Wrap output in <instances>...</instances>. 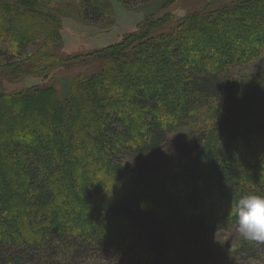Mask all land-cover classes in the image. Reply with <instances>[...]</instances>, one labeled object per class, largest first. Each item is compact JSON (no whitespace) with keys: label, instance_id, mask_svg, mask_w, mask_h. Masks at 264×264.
Returning <instances> with one entry per match:
<instances>
[{"label":"trees","instance_id":"trees-1","mask_svg":"<svg viewBox=\"0 0 264 264\" xmlns=\"http://www.w3.org/2000/svg\"><path fill=\"white\" fill-rule=\"evenodd\" d=\"M117 1L128 6L148 0ZM177 2L162 0L154 13L103 49L62 57L53 53L60 21L43 4L0 0V41L19 45L42 37L44 45L54 44L48 59L38 52L16 63L40 83L0 92V109L16 124L0 131V176L6 170L11 180L5 187L0 183V204L6 210L0 214V264H20L16 255L53 240L59 244L56 249L74 256L81 249H112L116 258L102 249L100 260L108 264H159L158 255L164 257L162 264H182L178 256L205 251L210 234L236 225L234 208L242 196L264 195V180L256 179L264 176V74L246 88L245 83L236 86L230 75L232 68L264 50V0L201 3L180 18L174 15L180 9ZM80 4L82 20L92 23L112 9L110 0ZM246 9L243 15L226 17ZM216 33L219 47L195 59L199 41L209 43ZM142 54L144 59L138 60ZM88 57L94 60L88 62ZM212 58L216 61L206 67L204 61ZM94 64V71L74 76L65 97L46 84L57 70ZM151 71L157 76L145 77ZM97 88L102 94L95 95ZM172 90L178 95H167ZM32 97L50 100L53 108L52 122L38 127L35 121L34 133L26 130L31 107L19 119L10 118L19 111L17 102ZM65 112L71 124L59 126L54 120L61 121ZM38 113L44 118L45 112ZM195 118H207L212 125L182 139L169 138ZM4 126L0 121V129ZM189 180L199 185L208 180L211 187L184 191L164 206L167 187L177 189ZM12 192L18 197L4 198ZM176 203L180 206L175 208ZM208 204L211 211L200 214ZM220 204L230 213L217 214ZM53 206L60 207L58 213H49ZM14 216L12 225L9 218ZM120 246L126 250L119 252ZM70 261L58 252L55 258L38 257L36 264Z\"/></svg>","mask_w":264,"mask_h":264},{"label":"rangeland","instance_id":"rangeland-1","mask_svg":"<svg viewBox=\"0 0 264 264\" xmlns=\"http://www.w3.org/2000/svg\"><path fill=\"white\" fill-rule=\"evenodd\" d=\"M226 0H178L177 5L180 8L179 11L174 14L177 18L183 16L185 11H191L198 7L201 3L210 2L211 4H219ZM112 9L108 11L101 20L97 23H92L91 21H83L81 16V4L80 0H37V3L43 4L44 9L48 10L47 13L53 15L58 18L61 24V29L59 31V37L55 44V51L58 56L68 57L73 55L86 56L90 55L94 51H98L106 47L107 45L114 42L116 39H119L122 34H127V32H131L137 23H139L145 16L154 13L158 7L161 5L162 0H148L146 2L137 3L134 5H124L119 3L117 0H110ZM33 8L38 9L39 5H33ZM247 12L246 10L235 11L231 14H228L226 17L235 18L239 15H243ZM261 12V11H260ZM264 15V11H263ZM221 18V17H220ZM219 20L216 18L215 21ZM258 21H263L260 19ZM16 25V24H15ZM172 25V24H170ZM23 28V27H22ZM44 30V29H43ZM170 28H164V32H168ZM31 31H37V29L32 28ZM219 33H216L217 38L214 40H210L208 42H204L200 40L198 45L196 46L193 57L197 59L198 55H202L204 50L207 49H215L219 47V42L221 41ZM219 36V37H218ZM202 39V36H201ZM217 40V41H216ZM42 42V37L34 38L32 41L27 43H13L7 41H0V92L1 93H9L16 90L27 89L30 86L36 85L40 83V79L36 76V74L30 72L26 73L22 71L17 65L19 62L23 61L24 58H27L30 55L38 54V52H42L45 56H42L43 59H48L47 52L53 45H44ZM162 44V43H161ZM160 44V45H161ZM236 45H239L238 42H235ZM159 47L161 48V46ZM233 43H231L230 47H233ZM161 54V53H158ZM145 56L143 54L138 60H143ZM151 57V56H150ZM94 60L93 57H88L86 61L92 62ZM216 58H212L209 60H205L204 64L206 67H210L213 65ZM17 63V64H16ZM32 61L26 62V65L31 64ZM12 64L15 66L12 67ZM82 66H77L70 69H60L51 74V78L46 82V84L52 86L58 97L62 98L66 96V92H68V85L71 84L72 79L74 80V76L81 71H86L88 68H91V72L97 68V65H88L80 68ZM111 66L109 65L106 69L111 70ZM124 72L129 71V67L122 66L121 67ZM90 72V71H89ZM111 72H114L112 70ZM264 74V50L261 53L252 59L249 63L239 65L236 68H232L230 75L233 77L236 86L241 87L242 83L244 84V88L249 85L248 83L254 81L258 77ZM145 77H149L147 75H156V72L151 71V73H145ZM8 79L13 80V82L8 81ZM113 78H110L108 81H112ZM249 79V81H248ZM165 82V81H164ZM239 88H237L239 90ZM102 89H95V95L102 94ZM171 92V93H170ZM168 92L167 95L175 96L178 95L176 90H172ZM242 92V91H240ZM243 93V92H242ZM167 95H163L162 97H166ZM161 96V95H160ZM264 97V95H262ZM261 98V104L264 103V98ZM260 104V105H261ZM16 106L19 111L12 112V116L14 120L19 119L21 117V111L31 107L30 117L31 121L27 123L28 127L26 130L34 133L36 130L34 122L37 121L39 124L38 127H42L43 125L40 122H52L49 120V117L52 118L53 108L50 100H40L35 97V99H27L24 101L17 102ZM37 106V109H36ZM7 109V108H6ZM35 109V110H34ZM1 110V109H0ZM9 110V109H8ZM37 110V111H36ZM36 111V112H35ZM7 112V110H6ZM41 112L44 115V118H39V113ZM23 113V112H22ZM49 115H45V114ZM260 117V116H259ZM258 117V118H259ZM196 120L190 122L189 124L181 127L180 129L169 134V138L173 140L182 139L184 137L190 136L192 134H197L199 131L203 130L207 126L212 125V122L205 118H195ZM0 121H2L5 126L0 129V131L5 130L7 126H15L9 122V119L4 111H0ZM59 124V126L69 125L71 124L70 118L68 114L65 112L63 115V119L61 121L54 120ZM31 124V125H30ZM35 125V126H34ZM24 128V127H23ZM7 129V128H6ZM20 129V128H19ZM34 130V131H33ZM65 135L61 134L59 138H64ZM172 148L179 149V144L173 143L171 144ZM260 150V149H259ZM61 154L60 149L57 150V154ZM4 156L0 153V164L3 163ZM4 165V164H3ZM264 169V166L262 167ZM206 178L208 177L207 171L202 170V172ZM259 174V173H258ZM257 174V175H258ZM256 179L264 180L263 174L257 176ZM11 180L7 175V171L4 170L3 174L0 176V183H2L5 187ZM200 183H195L192 181H188L184 186L170 190L168 187L165 191V194L162 198L164 202V206L168 207L172 203V199L175 195L181 196L184 191L189 192L190 190H196L197 187L209 186L211 187L208 180L204 181V185H199ZM2 187V188H3ZM212 190V188H211ZM212 195L213 192L209 191ZM6 196V197H5ZM4 198L9 199L10 197H18L15 193L6 194ZM216 199V198H214ZM210 202V201H208ZM211 203V202H210ZM216 204H212V206ZM180 205L176 203L175 208ZM214 206V207H215ZM221 207L217 208V214L220 212L230 213L228 208ZM154 207V206H152ZM10 208V207H9ZM60 207L53 206L49 209V213L56 212L58 213ZM211 205H205L200 214H205L211 211ZM6 210L0 204V214H2ZM9 222L12 225L16 224V217L9 218ZM60 223V221H59ZM74 227L75 225H69ZM206 243V250L200 251L199 254L192 255L187 254L185 256H181L177 258V260L184 262L182 264H264V243L256 240H245L240 233L236 229V225L220 229L208 236ZM176 241V239H175ZM177 243V242H176ZM59 244L54 240L48 244H43L39 248L31 249L28 248L27 251L24 250L19 253L20 255H16L15 258L18 259L20 264H36L38 257L41 259H49L55 258L58 252H61L63 258H67L71 260V263H79V264H108L107 261L100 260V257L103 256L102 249L105 252H109L108 255L110 258H116L117 253L108 250L107 248H101L99 250L96 249V252L93 250H79L78 254L74 256L73 252H69L62 249H56ZM243 245V247H241ZM260 245V246H259ZM121 248V250H120ZM250 248V251L248 250ZM255 248V249H254ZM124 251L125 246H120L118 251ZM94 252V253H93ZM172 258H174V252L171 253ZM164 257L158 255L155 257V260H159L158 262L163 263ZM113 260V259H111ZM159 263V264H162ZM129 264V263H128ZM157 264V263H156Z\"/></svg>","mask_w":264,"mask_h":264},{"label":"clouds","instance_id":"clouds-1","mask_svg":"<svg viewBox=\"0 0 264 264\" xmlns=\"http://www.w3.org/2000/svg\"><path fill=\"white\" fill-rule=\"evenodd\" d=\"M234 212L236 229L245 240L264 241V195L242 196Z\"/></svg>","mask_w":264,"mask_h":264}]
</instances>
